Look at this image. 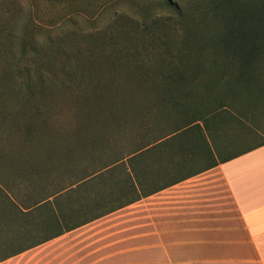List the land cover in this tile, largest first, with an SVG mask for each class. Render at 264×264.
<instances>
[{
	"label": "rangeland",
	"instance_id": "rangeland-1",
	"mask_svg": "<svg viewBox=\"0 0 264 264\" xmlns=\"http://www.w3.org/2000/svg\"><path fill=\"white\" fill-rule=\"evenodd\" d=\"M173 2L179 10L164 0H0V264H91L100 257L85 258V247L119 250V235L77 243L90 230L7 257L51 235L55 210L79 224L136 198L130 157L184 126L188 112L168 106L159 72L214 59L207 38L228 25L205 0ZM54 250L67 254L54 261Z\"/></svg>",
	"mask_w": 264,
	"mask_h": 264
},
{
	"label": "crops",
	"instance_id": "crops-1",
	"mask_svg": "<svg viewBox=\"0 0 264 264\" xmlns=\"http://www.w3.org/2000/svg\"><path fill=\"white\" fill-rule=\"evenodd\" d=\"M146 150L133 155L135 202L87 223H45L43 231L54 227L51 235L7 257L92 230L77 243L92 238V246L101 233V239L119 235L121 246L85 247V258L100 257L91 264H264V89Z\"/></svg>",
	"mask_w": 264,
	"mask_h": 264
},
{
	"label": "trees",
	"instance_id": "trees-1",
	"mask_svg": "<svg viewBox=\"0 0 264 264\" xmlns=\"http://www.w3.org/2000/svg\"><path fill=\"white\" fill-rule=\"evenodd\" d=\"M205 1L206 5L210 6L211 12L218 17L225 18L228 25L217 30L218 35H211L207 38L208 45L211 46L210 49L216 57L214 59H197L196 64L193 66L195 67L194 71L191 72L181 69L159 72L162 80H156V86L169 93L170 101L166 100V102H170L168 106H171L170 108L175 113L182 115L185 111V113L188 112V115L185 116L186 114H184L180 117L183 120V127L177 128L165 137L133 153L129 159L132 162H134L135 158L133 155L136 153H146L145 151L148 152L146 149L153 144L169 135L181 132L199 120H203L206 116L208 117L212 114L213 111L242 101L248 92L264 89V73L260 71L261 68H264V0L255 3L244 2L242 4L239 0ZM164 2L169 8L179 10L173 0H164ZM156 75L157 72L154 73V76ZM185 119L188 120L185 121ZM126 158L115 162L108 169H112V166L123 164ZM125 173L130 180L131 190L137 191L140 183L134 180V164L129 166ZM94 177L95 175H91L87 178L93 179ZM84 184H86L85 180L77 187L82 188ZM64 190L50 195L36 205L39 206L45 202L47 204L51 198H55L58 201ZM123 193L129 192L123 189ZM133 202L135 201L122 203L84 222L97 220L101 216L112 213ZM29 210L31 209L29 208ZM60 211L63 212L62 210ZM54 212L55 219L57 221L62 220L60 214L56 210ZM62 214L63 216L65 215L64 213Z\"/></svg>",
	"mask_w": 264,
	"mask_h": 264
}]
</instances>
